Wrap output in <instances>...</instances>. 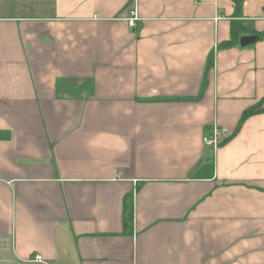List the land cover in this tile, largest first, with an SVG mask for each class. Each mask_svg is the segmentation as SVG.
<instances>
[{
  "label": "crops",
  "instance_id": "obj_1",
  "mask_svg": "<svg viewBox=\"0 0 264 264\" xmlns=\"http://www.w3.org/2000/svg\"><path fill=\"white\" fill-rule=\"evenodd\" d=\"M133 6L0 0V264H264V113L235 132L264 36L218 48L230 0ZM239 21L264 32V0Z\"/></svg>",
  "mask_w": 264,
  "mask_h": 264
},
{
  "label": "trees",
  "instance_id": "obj_2",
  "mask_svg": "<svg viewBox=\"0 0 264 264\" xmlns=\"http://www.w3.org/2000/svg\"><path fill=\"white\" fill-rule=\"evenodd\" d=\"M234 6V12L231 17L230 21V38L229 40L221 43L218 48L220 50L230 49L239 44V39L246 35V36H254L260 40L264 36V32H256L252 29L246 28L240 21L242 5L245 0H230ZM212 56L208 59L207 69L211 68L213 65ZM264 99L257 104L251 106L250 108L246 109L239 120V123L236 127L235 132L239 131L240 127L244 123V121L249 118L250 116L264 113V106H263ZM226 139L222 144L227 142ZM122 224H123V233H131L132 225H133V196L132 194H128L124 197L123 200V210H122Z\"/></svg>",
  "mask_w": 264,
  "mask_h": 264
},
{
  "label": "built area",
  "instance_id": "obj_3",
  "mask_svg": "<svg viewBox=\"0 0 264 264\" xmlns=\"http://www.w3.org/2000/svg\"><path fill=\"white\" fill-rule=\"evenodd\" d=\"M132 4L134 3L133 8L129 12V16L126 19L127 25L130 29H136L137 23L139 21L138 13L135 8L136 0H131ZM229 137V131L225 127L213 126L210 133L203 137V144L210 147L213 151H216L217 148ZM30 262L37 264H49L45 259L40 255H33L30 258Z\"/></svg>",
  "mask_w": 264,
  "mask_h": 264
},
{
  "label": "water",
  "instance_id": "obj_4",
  "mask_svg": "<svg viewBox=\"0 0 264 264\" xmlns=\"http://www.w3.org/2000/svg\"><path fill=\"white\" fill-rule=\"evenodd\" d=\"M256 41H258V38L254 36H242L239 39V46L242 48L247 47V46L254 44Z\"/></svg>",
  "mask_w": 264,
  "mask_h": 264
}]
</instances>
